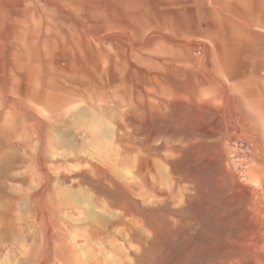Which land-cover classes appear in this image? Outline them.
I'll return each instance as SVG.
<instances>
[{
    "label": "rangeland",
    "instance_id": "1",
    "mask_svg": "<svg viewBox=\"0 0 264 264\" xmlns=\"http://www.w3.org/2000/svg\"><path fill=\"white\" fill-rule=\"evenodd\" d=\"M261 6L0 0V264H264Z\"/></svg>",
    "mask_w": 264,
    "mask_h": 264
},
{
    "label": "bare ground",
    "instance_id": "2",
    "mask_svg": "<svg viewBox=\"0 0 264 264\" xmlns=\"http://www.w3.org/2000/svg\"><path fill=\"white\" fill-rule=\"evenodd\" d=\"M217 7H219L220 11L224 12V6L220 5L217 3ZM261 11H264V6H261L260 8ZM248 16L246 17H233L230 15H215V20L220 23L222 19L225 20L226 24L228 27L232 29L233 32L238 33V32H250L254 27H262L264 28V16H255L251 14H247ZM187 30V31H186ZM194 28L191 27H186L184 29L183 34H189L191 31H193ZM258 85V84H257ZM261 193V192H260Z\"/></svg>",
    "mask_w": 264,
    "mask_h": 264
}]
</instances>
